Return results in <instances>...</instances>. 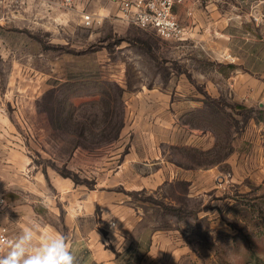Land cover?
I'll return each instance as SVG.
<instances>
[{
	"label": "rangeland",
	"instance_id": "rangeland-1",
	"mask_svg": "<svg viewBox=\"0 0 264 264\" xmlns=\"http://www.w3.org/2000/svg\"><path fill=\"white\" fill-rule=\"evenodd\" d=\"M83 12L65 0H0V134L20 137L45 165L88 172L92 186L98 179L130 196L129 174L114 169L116 150L124 157L136 138L132 130L115 131L134 118L121 85L136 91L147 84L140 80L146 74L178 69L172 60L166 64L176 57L166 46L173 39L103 18L85 25ZM261 54L264 0H230V60L249 59L264 81V66L256 59ZM232 70L230 64V76ZM253 105L230 107V171L197 181L193 202L166 198L160 189L133 194L138 202L130 206L141 216L134 229L179 230L177 264H264V92ZM83 126L89 128L82 136ZM220 156L202 155L212 162ZM168 202L183 209L167 210ZM130 244L123 243L124 263L136 264L144 243Z\"/></svg>",
	"mask_w": 264,
	"mask_h": 264
},
{
	"label": "crops",
	"instance_id": "crops-1",
	"mask_svg": "<svg viewBox=\"0 0 264 264\" xmlns=\"http://www.w3.org/2000/svg\"><path fill=\"white\" fill-rule=\"evenodd\" d=\"M48 1L56 0H40ZM121 1L74 3L122 26ZM174 13L185 26L186 37L168 41L166 46L176 57L166 64L172 60L178 69L168 66L154 76L146 74L140 80L147 84L136 91L121 85V98L134 118L124 123L120 134L132 130L136 138L124 157L121 148L116 150L114 169L121 176L129 174L132 195L98 179L92 186L88 172L64 175L6 130L0 134V195L6 199L0 206V227L7 226L12 239L25 226H35L41 234L66 235L78 264H127L125 242H131L130 248L144 243L136 264H177L182 250L179 230L134 229L141 216L135 215V205L130 206L138 202L133 194L160 189L166 198L173 194L187 205L197 193V181L230 171V107L239 111L253 107L264 92V81L261 68L251 67L249 59L230 60V0H180ZM256 59L264 66V54ZM213 152L221 156L213 162L203 159ZM165 207L183 209L169 202ZM5 215L9 220H3ZM112 224L119 233L110 229Z\"/></svg>",
	"mask_w": 264,
	"mask_h": 264
},
{
	"label": "clouds",
	"instance_id": "clouds-1",
	"mask_svg": "<svg viewBox=\"0 0 264 264\" xmlns=\"http://www.w3.org/2000/svg\"><path fill=\"white\" fill-rule=\"evenodd\" d=\"M3 220H9L7 215ZM111 227L119 233L117 225ZM0 264H78V258L66 235L25 226L12 240L0 238Z\"/></svg>",
	"mask_w": 264,
	"mask_h": 264
},
{
	"label": "built area",
	"instance_id": "built-area-1",
	"mask_svg": "<svg viewBox=\"0 0 264 264\" xmlns=\"http://www.w3.org/2000/svg\"><path fill=\"white\" fill-rule=\"evenodd\" d=\"M177 1L180 0H122L120 18L141 28H153L162 38L182 40L186 37V28L174 13V5ZM65 2L72 4L74 0H65ZM100 19L98 14L91 12H83L82 15L85 25H91ZM5 203L6 199L1 194L0 206ZM0 238L12 240L7 226L0 227Z\"/></svg>",
	"mask_w": 264,
	"mask_h": 264
},
{
	"label": "trees",
	"instance_id": "trees-1",
	"mask_svg": "<svg viewBox=\"0 0 264 264\" xmlns=\"http://www.w3.org/2000/svg\"><path fill=\"white\" fill-rule=\"evenodd\" d=\"M124 125V121H122V123H121V127ZM54 127H55V130H63V129H65V128H62V126H59V125H54ZM121 127H117L116 129H115V131L118 133V130H120L121 131ZM87 129L89 128V126H87L86 127ZM86 128H84V126L82 127V132H81V134H82V136H83V134H84V131H85V129ZM78 129V128H77ZM117 137H118V135L116 134L115 135V137H113V140H115V139H117ZM81 146V143H79V144H77V145H75V147H77V146ZM63 172V174L64 175H66V176H69L70 175V173H68V172H66V171H62Z\"/></svg>",
	"mask_w": 264,
	"mask_h": 264
}]
</instances>
